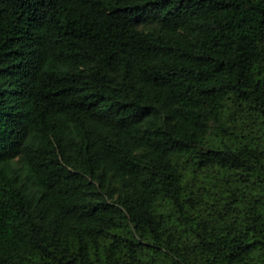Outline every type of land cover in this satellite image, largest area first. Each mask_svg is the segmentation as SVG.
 Here are the masks:
<instances>
[{
  "label": "trees",
  "instance_id": "1",
  "mask_svg": "<svg viewBox=\"0 0 264 264\" xmlns=\"http://www.w3.org/2000/svg\"><path fill=\"white\" fill-rule=\"evenodd\" d=\"M0 264H264V0H0Z\"/></svg>",
  "mask_w": 264,
  "mask_h": 264
}]
</instances>
